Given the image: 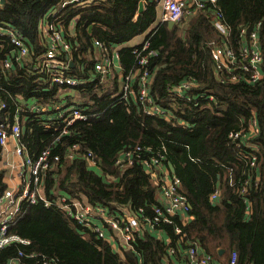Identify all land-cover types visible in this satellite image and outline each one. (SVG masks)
Listing matches in <instances>:
<instances>
[{"label": "trees", "instance_id": "trees-1", "mask_svg": "<svg viewBox=\"0 0 264 264\" xmlns=\"http://www.w3.org/2000/svg\"><path fill=\"white\" fill-rule=\"evenodd\" d=\"M68 1L4 0L0 5V27L19 32L28 48L22 63H16L8 36L0 32V125L9 129L18 117L19 143L28 157L35 159L45 149L59 157L57 162L51 159L42 179L41 194L50 201L59 192L69 200L106 206L115 217L126 213L151 217L159 204L158 185L139 160L124 169L115 166L120 154L140 147V159L159 157V171L165 168L178 179L189 211L173 217L172 224L156 227L168 243L145 231L134 238L131 248L121 246L113 252L109 241L82 229L58 207L23 202L8 234L28 245L1 249L0 264H9L18 251L60 264H136L138 257L142 264H173L174 260L188 264L193 247L198 257L204 252L214 264H229L231 252L237 254L235 264H264V0H216L205 2L203 9L191 2L186 9L190 15L172 28L155 24L158 0L65 4ZM53 12L71 44L70 53L59 52L57 58L67 62L65 73L79 80L78 86L54 84L46 73L34 69L47 48L40 21ZM217 12L230 29L227 42L214 28ZM258 23L260 79L249 82L244 73L238 81L222 79L215 72L212 48L226 43L236 51L242 40L240 29L250 32ZM141 35L148 41V50L157 52L149 67L151 104L164 109L167 119L145 114L136 86L133 96L119 99L121 75L137 69L132 50L141 44H129ZM95 41L109 51L118 48L121 69L95 71L94 64L104 58ZM5 60L12 62L10 69L3 68ZM187 79L196 85L184 96L170 92ZM72 107L81 109L87 119L68 127V133L56 141L63 127L59 115H67ZM251 119L258 132L248 134L239 147L229 135L244 134ZM1 153L2 147L0 162ZM87 153L97 160L95 169L90 168ZM4 175L0 168V196L7 189ZM230 179L234 186L229 185ZM242 184L244 193L238 188ZM215 190L219 195L212 203ZM174 226L181 231L176 233Z\"/></svg>", "mask_w": 264, "mask_h": 264}, {"label": "built area", "instance_id": "built-area-1", "mask_svg": "<svg viewBox=\"0 0 264 264\" xmlns=\"http://www.w3.org/2000/svg\"><path fill=\"white\" fill-rule=\"evenodd\" d=\"M196 9L205 8L204 3H215L216 0H193ZM81 3L82 0H70L69 3ZM188 5L185 0H158L156 2V20L155 23H179L184 15H190L191 10H186ZM50 17V19H46ZM40 21V34L47 41V48L40 58V65L34 67L38 73H46L51 82L57 85L78 86L81 82L73 77L66 75L67 62L57 58V53L65 52L67 54L71 51V44L65 39L63 28L59 25V19L55 12L51 13ZM138 17L135 16L133 22L136 23ZM158 19V21H157ZM214 28L222 35L226 42L229 41L230 29L223 22L222 15L217 12L214 19ZM259 23L254 30L247 31L245 27L240 29V37L242 38L239 47L236 51L224 43L222 46L214 47L211 50L212 61L215 65V72L224 78L231 81H238L241 78V73L246 74L245 78L249 82H256L261 77V63L262 55L258 48L257 29ZM0 32L5 33L12 46L14 60L21 64L24 57L28 54V48L23 37L17 31L9 27H0ZM94 45L104 54V58L94 64L95 71L104 73L110 69L119 70L120 58L118 55V48L107 50L102 43L95 41ZM132 54L135 58L134 71H129L127 74H122V88L119 99H127L128 95H134V87L136 86V97L141 105L144 106V112L148 116L158 115L165 119L168 114L164 109H161L155 104H151L149 93V67L151 59L157 56L155 50H148V41H144L140 47H134ZM10 60H5L3 68L10 69L12 66ZM193 79H187L171 87L169 90L172 94L177 96H184L185 92L193 89L195 86ZM37 111H40L36 108ZM59 118L63 119V127L60 134L56 137V141L61 136L68 133V127L72 126L77 121H85L87 115L78 108L72 107L70 112L66 115L62 113ZM20 123L19 118L15 117V122L6 129L0 125V147L2 149L9 141L14 143V154L19 157L18 163L19 172L22 177L21 183L16 188L6 189L0 196V250L12 245H28V241L19 238L16 235L8 234L9 225L21 213V204L26 202L28 204H35L42 202L45 207L54 205L62 210L69 219L82 229H87L94 233L98 239L109 241L113 252H118L120 247L131 248V243L138 235L148 231L156 238H161V234L156 231V227L161 224H172V218L184 214L189 211V204L185 196L179 192L178 179L169 174L165 168L162 173L159 171L161 161L159 157L153 156L149 159H140L138 152L140 147L128 149L115 160V166L118 169H124L131 166L134 160H139L144 170L150 175L151 179L158 185L160 198L159 204L154 206L151 217H140L134 213H126L123 216L115 217L109 213L106 206H91L83 204L77 200H69L65 196L56 192V199L50 201L43 194H41L42 179L46 175V171L51 166V159L54 162L59 161L58 156H51L50 149L42 151L35 159L27 156L25 148L19 143L20 139ZM258 132V127L255 119L248 122V131L243 134V131L231 133L229 138L239 147L246 140L248 134L255 135ZM242 138V139H241ZM241 139L239 142L238 140ZM73 148H76L74 146ZM72 154L68 155L70 159ZM87 162L90 168L95 169L97 160L91 153L86 154ZM250 166H255V159H250ZM229 185L234 186L233 179L229 180ZM241 193L246 191L243 184L238 187ZM219 195V191L215 190L210 196V201L214 203ZM142 209L139 210L141 212ZM176 233L181 229L174 226ZM168 243L167 239H162ZM195 247L190 248L188 252V264H214L210 255L201 252L197 255ZM25 257L29 261L23 262L21 259ZM237 254L231 252L229 256V264H235ZM9 264H60L53 259L37 258L35 254L24 255L22 251H18L16 258L9 261ZM136 264H142L141 258L138 257Z\"/></svg>", "mask_w": 264, "mask_h": 264}, {"label": "crops", "instance_id": "crops-1", "mask_svg": "<svg viewBox=\"0 0 264 264\" xmlns=\"http://www.w3.org/2000/svg\"><path fill=\"white\" fill-rule=\"evenodd\" d=\"M187 0H185L186 3ZM191 2H194L193 0H189L187 5H190ZM158 21V19H157ZM156 24V23H155ZM167 24V23H166ZM142 36V35H141ZM145 38V35H143ZM145 40V39H144ZM143 40V42H144ZM134 39L130 42V46H137L140 44H134ZM20 162L19 157L14 154V143L12 141H9L8 144L2 149L1 153V162H0V168L4 170V181L7 185V189L16 188L22 181L21 174L19 172L18 163ZM160 198V193H159ZM162 239H166L164 234H161ZM221 255V254H219ZM173 264H178L176 260L172 261ZM182 264V263H180ZM184 264V263H183Z\"/></svg>", "mask_w": 264, "mask_h": 264}, {"label": "water", "instance_id": "water-1", "mask_svg": "<svg viewBox=\"0 0 264 264\" xmlns=\"http://www.w3.org/2000/svg\"><path fill=\"white\" fill-rule=\"evenodd\" d=\"M188 1L189 0L186 1L187 4H188ZM3 3H4V0H0V5H3ZM141 10H142V4L139 5V11H141ZM173 26H174L173 22L167 23L168 28H172ZM24 131H25V127H22V132H24ZM169 169H170L171 173L174 172L173 167L170 164H169ZM218 252H219V254H221L223 251H218Z\"/></svg>", "mask_w": 264, "mask_h": 264}, {"label": "rangeland", "instance_id": "rangeland-1", "mask_svg": "<svg viewBox=\"0 0 264 264\" xmlns=\"http://www.w3.org/2000/svg\"><path fill=\"white\" fill-rule=\"evenodd\" d=\"M143 40H144L143 35L142 36H137V37L134 38V42L132 43V45H134V44H140V43L143 42Z\"/></svg>", "mask_w": 264, "mask_h": 264}]
</instances>
